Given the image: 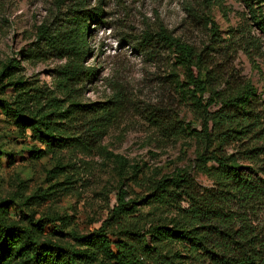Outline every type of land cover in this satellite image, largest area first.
I'll use <instances>...</instances> for the list:
<instances>
[{"label":"rangeland","instance_id":"obj_1","mask_svg":"<svg viewBox=\"0 0 264 264\" xmlns=\"http://www.w3.org/2000/svg\"><path fill=\"white\" fill-rule=\"evenodd\" d=\"M78 2L0 0V73L12 59L19 62L0 83V100L13 101L12 88L2 87L19 79L53 93L61 107L54 120L60 142L40 159L32 150L43 146L29 130L18 129L9 111H0V201L12 203L9 217L23 227L55 220L36 233L40 241L71 243L73 234L91 233L116 205L120 191L126 192V201L138 200L149 194L153 181L175 169L188 172L201 189L213 184L193 167L199 111L178 86L182 72L174 54L161 43L153 54L140 46L142 37L153 35L160 26L198 48L206 45L209 38L190 16L188 2L83 0V8L98 11L101 17L88 23V54L74 60L95 73L92 79L76 82L68 96L57 71L70 60L45 49L37 41V31L43 24L54 33L68 30ZM211 17L222 38L243 27L257 40L251 58L235 51L219 61V68L236 83L253 87L264 132V0H220ZM150 40L155 43L154 37ZM102 103L115 109L113 117L99 142L81 149L71 142L87 128L80 111Z\"/></svg>","mask_w":264,"mask_h":264},{"label":"trees","instance_id":"obj_2","mask_svg":"<svg viewBox=\"0 0 264 264\" xmlns=\"http://www.w3.org/2000/svg\"><path fill=\"white\" fill-rule=\"evenodd\" d=\"M80 1L71 10L68 30L54 33L43 24L37 31V41L45 49L70 60L57 71L60 87L68 96L76 82L92 79L95 73L74 59L88 54V23L97 22L101 13L83 8ZM186 1L190 16L209 38L206 45L198 48L160 26L153 35L143 36L140 46L144 53L153 54L161 43L174 54L182 72L178 86L199 111L193 167L212 181V187L201 189L188 172L175 169L153 181L149 194L138 200L126 201V192L120 191L100 227L88 234H73L71 243L40 241L36 233L55 220L23 227L9 217L12 203L0 201V264H264L260 101L249 83H236L235 77L219 68V61L235 51L251 58L258 43L243 27L227 38L220 36L211 17L220 0ZM18 67L14 59L4 65L0 83ZM7 88H12L15 97L12 102L0 100V111H9L18 129L29 130L43 146L32 150L33 157L40 159L60 142L54 135L59 100L19 79L2 87ZM108 104L80 111L87 128L72 143L86 150L99 142L115 110ZM53 228L57 233L58 227Z\"/></svg>","mask_w":264,"mask_h":264}]
</instances>
